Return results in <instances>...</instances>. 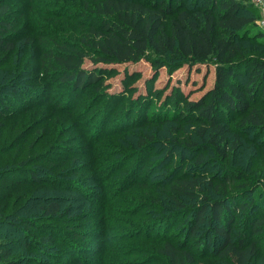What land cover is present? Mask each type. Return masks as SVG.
Masks as SVG:
<instances>
[{"label": "trees", "instance_id": "16d2710c", "mask_svg": "<svg viewBox=\"0 0 264 264\" xmlns=\"http://www.w3.org/2000/svg\"><path fill=\"white\" fill-rule=\"evenodd\" d=\"M190 1L193 7L186 6L188 0H70L71 5L61 3L62 0H0V51L8 54L14 51L15 43L13 39L7 40L13 36L21 19L38 18L43 8L52 7L50 18L70 19L77 14L82 18L80 23L88 27V36L82 39L90 41L85 48L95 54L96 65L133 63L144 57H148L157 69L166 66L172 71L200 63L215 64L213 85L199 98L189 99L180 88H173L160 107L139 110L134 105L117 114V120H112L118 101L112 106L110 95L96 84L105 67L91 70L83 67L84 53L79 49L61 48L55 53L52 58L57 68L53 72L51 67L45 70L52 81L57 80L59 86L65 85L63 92L56 93L60 99L53 103V110L60 112L53 119L56 132L65 121L61 113L71 117L80 91L94 85L96 96L90 99L92 105L86 116H91L89 126L94 127L95 122H99V129L91 128L89 132L96 139L92 141L96 144L94 147L63 142L61 147L55 148L64 151L71 147L73 154L88 157L81 161L75 156L74 162L62 168L53 182L65 185V176L77 174L88 175L92 182L99 179L100 189L91 192V201L98 203V211L94 214L96 209H92L83 216L93 219L92 224H87V230L70 226L66 233L53 223L68 219L70 207L63 206V195L43 200L29 216H15L8 224L0 218V264H29L14 256L13 240L8 239L24 226L47 233L38 239L39 245L63 253V256L77 249L72 245L78 237L87 243L89 235L103 238L99 248L93 251L89 250L93 243H88L90 246L86 250L79 248V254L72 256L68 264H121L106 237L113 230L112 213L116 211L113 203L119 195L134 187L143 188L140 197L145 199L144 207L156 212L150 219L135 218L134 223L127 222V236L119 239H132L138 246V241H147L150 247V250L135 247L128 252L127 255H143L128 264H150L160 258V264H194L198 254L210 257L208 264H255L264 260V173L254 178L240 170L237 177L242 178V182L236 178L235 185L227 179V182L218 181L217 174L210 172V157L206 156L214 152L222 161L221 171L230 174L231 166L227 164L230 152L242 142L240 136L235 135L236 140L230 143L229 129L223 119L234 113L239 128L260 134L264 143V30L259 26L257 15L249 11L247 0H205L203 4L198 0ZM243 9L248 10L243 12ZM13 11L17 14L9 19ZM2 58L0 63H6ZM6 73L0 72V91L8 87H15L11 89L17 91L21 86L13 78L20 77L19 71L15 67L8 77ZM244 76L247 80L242 83L240 79ZM0 106L8 110L10 105L0 97ZM92 108L95 109L92 111ZM47 112L50 110L44 111ZM121 134L129 138L127 144ZM105 138L108 139L104 143ZM27 139L24 137L20 142ZM101 147L106 150L99 152ZM7 151L0 147V156ZM144 152L148 155L143 157ZM51 153L43 150L21 160L17 167L27 175L26 184L50 183L52 177L31 164L48 161L52 166H59L68 161L62 154L52 156ZM185 153L191 154L190 158ZM102 157H108L109 162H103ZM149 157L154 158L148 161ZM10 161L15 158L0 163V180L8 181L12 177L13 170L6 168ZM188 162L189 166L184 169ZM142 171L144 176L140 177ZM152 176L155 180L149 182ZM115 177L118 185L114 189ZM77 179L70 178L67 185ZM121 183L126 186L116 191ZM257 187L260 188L255 191ZM8 197L2 196L0 201ZM73 200L78 199L74 197ZM134 201L136 198L130 202ZM180 216H188L181 226L190 228L189 234L181 239L173 234L168 236L169 227L176 225L175 218ZM94 224L97 230H89ZM46 225L53 226L46 232L43 228ZM204 225H207L205 232H200ZM202 234L208 236L207 244L200 240ZM55 239L70 248L57 245ZM210 245L215 250L211 254L208 253Z\"/></svg>", "mask_w": 264, "mask_h": 264}, {"label": "rangeland", "instance_id": "374dc122", "mask_svg": "<svg viewBox=\"0 0 264 264\" xmlns=\"http://www.w3.org/2000/svg\"><path fill=\"white\" fill-rule=\"evenodd\" d=\"M204 1L205 0H198V3L200 2V4H203ZM247 2L250 4L249 11L255 13L260 22L263 8L256 5L254 0H247ZM61 3L71 5L70 0H62ZM74 3H77V1H74ZM80 4L83 5V1H81ZM186 6L193 7V4L188 0ZM50 8L52 7L43 8L38 18H22L20 24L15 28L13 36L7 40L10 41L13 39L12 41L15 43L14 51L10 54L0 51V58L3 56L2 59L6 61V63H0L3 64L0 66V72H7L5 77H8V73L10 74L13 68L16 67L20 77L18 79H13L21 86L17 91L11 89L15 87H8L5 91H0V97L6 104L10 105L8 110L0 106V147L4 150H8L3 156H0V163L5 164L6 161L13 157L15 158V161H10L11 163L6 165V168L9 167L10 170H13L11 173L12 177L9 178L8 181L0 180V198L2 196H9L6 200L0 201V212H3L0 214V218L8 224L7 222L9 220H14L16 218L15 216H29L37 209L43 200L49 198L54 199L53 195H63V206L70 207V211H68V215H66L68 219L54 221L53 223L55 225L57 224L60 228L59 230L65 233L66 229H69L70 226L84 231L88 229V223H93V219H88L83 216L89 213L90 210L98 207V203L91 201L93 198L91 192L93 189H100V187L97 186L100 180L98 179V181L92 182L88 175L77 174L69 175V177L65 176L63 178L65 185H55L53 182L57 178L55 176L59 174L62 168L72 164L74 162V157L78 156L72 153L71 147H67L64 151L62 149L56 150L55 148L61 147L63 142L67 145L75 143L82 147L87 146V148L96 145L92 144V141L96 139H94L92 134L89 135V132L91 128L94 130L99 129V122H95L94 127H90L88 122L91 116H86V112L88 108L91 107L92 103L90 99L96 96L95 92L97 90L95 91L94 85L86 91H80L81 95L73 115L68 117V114L63 115V113H61L62 120L65 117V121L62 126L60 125V135H57L59 130L56 132L53 119L58 116L60 112L58 113L53 110V103L60 99L56 93L63 92L65 85L62 84V86H59L58 81H52L46 73L45 68L48 69L51 67L50 70L52 72L57 68L53 62V55L61 48L66 50L79 49L84 53L83 67L90 70L97 66L102 68L105 67L102 72L100 71L96 84L103 92H107H104L105 94L110 95L112 106H115V102L118 101L116 104L117 112L115 113V117H112V120H117V114H121L122 110L132 108L134 105L139 107V110L148 106L152 109V106L157 107L161 105V101L164 99L165 95H168L173 88H180L185 94H188L187 97L189 99L199 98L213 85L215 79V64L212 62L200 63L194 67L184 66L172 71L166 66L157 69L148 57H144L133 63L96 65L93 61L95 54L91 49L85 48L90 41L82 39L83 36H88V27L80 23L82 18H80L78 14V17L73 15L70 19L66 17L50 18ZM194 8H196L195 4ZM246 10L248 9H243L242 11L246 12ZM16 14L17 12L13 11L8 18L12 19ZM259 26L264 30V27L261 26L260 23ZM246 80L247 78L245 76L240 79L242 83L246 82ZM61 104H63V101ZM46 109L50 110V112L44 113ZM94 109L95 108H92V111ZM223 120L229 129L228 137L230 143L236 140L235 135H239V141H241L242 144L240 147L230 152V159L227 162V164L231 166L230 174L221 171L222 161L218 155L214 152L206 153V156L210 157V172L217 174L218 181L223 180L227 182V179L230 180L228 183H233L234 185L236 184L234 178L238 179V182H242V178L237 177L240 170H245L247 174L254 178L263 176V137L260 134L255 135L253 130L239 128V120L236 113L224 117ZM125 136L126 135L121 134V139L124 143L129 139ZM24 137L28 138L27 141L20 142ZM107 139L108 138H105L103 142L105 143ZM35 142H38V144L35 145ZM43 150L47 152L52 151V156L62 154L64 157H68V161L59 166H52L48 161H40L31 164L30 166L33 168L36 166L44 169L47 172V176L52 177L49 179L50 183L41 182L40 184L33 185L26 184L27 175L23 169L17 166L20 165L19 163L23 158ZM102 150L106 149L104 147L98 148L99 152H103ZM185 154V156L190 158L191 154ZM147 155L148 152L142 153L143 157ZM79 156L78 158H80L81 161H84L88 157L87 155ZM153 158L154 157H149L148 161ZM102 160L106 163L109 162L108 157H102ZM189 162H192V159H190ZM189 162L184 166V169L189 166ZM162 171L163 170H160V172ZM142 176H144V171L140 174V177ZM70 178L78 179L73 181L71 185H67L69 184L68 180H70ZM148 180L149 182H153L155 179H153L152 176ZM117 185L118 180L117 177H115L112 188L115 189ZM121 186L123 187L122 183L116 191L120 190V188H122ZM259 188L260 187L255 188V191ZM26 190L31 191L27 194H19L20 191L26 192ZM109 191L111 193L114 192L111 188ZM142 191L143 188L134 187L119 195L116 198L117 202L112 205L114 210H116L112 213L113 230L109 231L106 238L108 246L110 248L113 246V251L117 252V255L114 254V256L121 264H128L130 260L143 256L142 254L127 255L131 250H135V247H142L144 250H150L149 242L147 241H138L140 247L135 245L136 241L132 239H119L122 236H124V238L127 236L125 235L127 222L133 221L134 223L135 218H142L143 220L150 219L154 212H156L150 207H144L145 203L143 201L145 199L140 197ZM136 192L137 194L135 195ZM74 197L78 200H73ZM133 198H136V201L130 202ZM138 208L141 210H136ZM97 211L98 209L94 211V214ZM70 216L73 217L71 218ZM187 218L188 216L176 217V221H174L176 225L169 227L168 236L173 234L175 237H178V239H181L184 235L189 234L190 228L187 230V227L181 226ZM45 222L47 221H40V223ZM46 226L47 227L43 228L47 232L49 228H52L50 226L53 225ZM96 227L98 226L94 224L89 230H97ZM206 228L207 225H204L200 232H205L204 230ZM56 230H58V228ZM3 232H6L5 229H3ZM45 234L47 233L40 229L24 226L23 230L19 233L9 235L8 239L13 240L14 256L22 260L24 259L25 261L23 262H29V264H68V260H70L72 256L79 254V248L86 250L85 248H89L87 246H90L88 243H93L91 244L92 249H89L93 251L95 248H99L98 245H101L99 244L100 242H103V238L100 239L97 235H89L86 237L90 239L88 243L87 241H83L81 237H78L75 239L76 243L72 245L76 246L77 249H71V255L63 256V253L60 254L58 251H53L39 245L38 239L42 238ZM200 236L202 237L200 240H205L207 244L208 236L204 237L203 234ZM55 243L61 247L65 246V249L70 248V245H66L58 239H55ZM214 251L212 245H210L208 253L211 254L214 253ZM198 255L199 257L194 264H208L207 262H209L210 257H203L202 254ZM83 256L86 257L87 255L83 253ZM89 258L93 257L90 256ZM156 258L159 257L156 255ZM160 259L150 264H160ZM255 264H264V260H259Z\"/></svg>", "mask_w": 264, "mask_h": 264}, {"label": "built area", "instance_id": "2783aa9c", "mask_svg": "<svg viewBox=\"0 0 264 264\" xmlns=\"http://www.w3.org/2000/svg\"><path fill=\"white\" fill-rule=\"evenodd\" d=\"M255 4L258 5L259 7H262L263 8V11H262V19L260 20V24L261 26L264 27V0H254Z\"/></svg>", "mask_w": 264, "mask_h": 264}]
</instances>
